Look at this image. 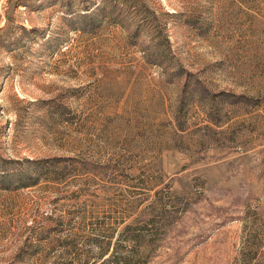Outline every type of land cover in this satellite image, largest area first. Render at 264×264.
Here are the masks:
<instances>
[{
  "label": "rangeland",
  "instance_id": "obj_1",
  "mask_svg": "<svg viewBox=\"0 0 264 264\" xmlns=\"http://www.w3.org/2000/svg\"><path fill=\"white\" fill-rule=\"evenodd\" d=\"M133 247L264 264V0H0V264Z\"/></svg>",
  "mask_w": 264,
  "mask_h": 264
},
{
  "label": "trees",
  "instance_id": "obj_2",
  "mask_svg": "<svg viewBox=\"0 0 264 264\" xmlns=\"http://www.w3.org/2000/svg\"><path fill=\"white\" fill-rule=\"evenodd\" d=\"M82 18L85 19L87 17L83 16ZM147 249L148 248L144 247H133L124 252V254H119L116 250L113 251L115 253L108 254V249H100L94 259L91 261H89V259H85L84 262L85 264H144L147 260Z\"/></svg>",
  "mask_w": 264,
  "mask_h": 264
}]
</instances>
